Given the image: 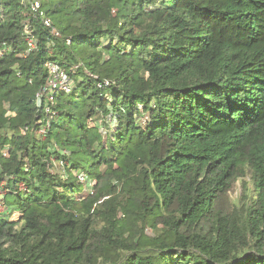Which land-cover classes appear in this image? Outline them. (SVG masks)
Instances as JSON below:
<instances>
[{"label":"trees","instance_id":"trees-1","mask_svg":"<svg viewBox=\"0 0 264 264\" xmlns=\"http://www.w3.org/2000/svg\"><path fill=\"white\" fill-rule=\"evenodd\" d=\"M31 1L0 0V264H264V0H44L59 35Z\"/></svg>","mask_w":264,"mask_h":264},{"label":"built area","instance_id":"built-area-1","mask_svg":"<svg viewBox=\"0 0 264 264\" xmlns=\"http://www.w3.org/2000/svg\"><path fill=\"white\" fill-rule=\"evenodd\" d=\"M43 1L44 0H33V1H31L30 2V8L35 15H37V16L39 15L42 18L44 25L46 27L53 28L51 19L49 17H47L45 15L44 11L42 10V2ZM25 32L27 34V42H28L29 49H34L35 44H36V40H35V37L33 34L32 26L26 25L25 26ZM53 33L55 35H59V32L54 28H53ZM67 43L70 44L71 43L70 40H67ZM48 67H49L50 76H49V80L47 82V85L43 91H48V93H49L48 99H50V101H52L55 93H57L59 91L70 92L72 90V88L74 87V85L72 84L73 80H71V78L68 76L66 71L60 66V64H58L57 62H49ZM106 83L108 85V81ZM41 97H42V92L38 94L39 104L41 103ZM46 105H47V103H46ZM0 204H1V202H0Z\"/></svg>","mask_w":264,"mask_h":264},{"label":"rangeland","instance_id":"rangeland-1","mask_svg":"<svg viewBox=\"0 0 264 264\" xmlns=\"http://www.w3.org/2000/svg\"><path fill=\"white\" fill-rule=\"evenodd\" d=\"M73 85H74V82L72 83ZM89 190V188H87V191ZM240 192H241V189H240V187H239V182H237V187L235 188V190L233 191V193H232V196L234 197V198H236L239 194H240ZM149 233L151 234L152 232H151V230L149 231Z\"/></svg>","mask_w":264,"mask_h":264}]
</instances>
